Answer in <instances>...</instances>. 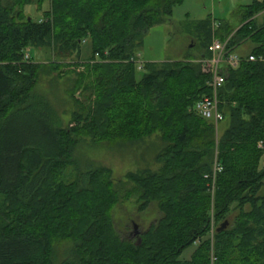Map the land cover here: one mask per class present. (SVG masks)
Segmentation results:
<instances>
[{"label": "trees", "instance_id": "trees-1", "mask_svg": "<svg viewBox=\"0 0 264 264\" xmlns=\"http://www.w3.org/2000/svg\"><path fill=\"white\" fill-rule=\"evenodd\" d=\"M33 1L48 5L39 20L24 15ZM183 1L0 0V195L12 215L10 222L0 213L9 223L0 228V264H55L58 240L72 245L60 264H264V20L256 22L264 0L237 8L232 20L196 24L194 44L203 50L194 60L141 64L144 38ZM214 40L227 42L229 52L252 45L218 92L221 123L228 121L219 139V125L194 111L212 96L203 61ZM85 43L91 56L82 61ZM32 50L49 52V65L36 63ZM53 74L74 76L67 129L37 92L40 77ZM156 134L160 169L126 180L137 212L156 203L161 218L132 242L114 224L121 196L127 201L130 193L117 190L104 168L66 183L68 153L84 140L130 146ZM211 210L213 244L180 260L210 235ZM231 215L230 228L221 224Z\"/></svg>", "mask_w": 264, "mask_h": 264}, {"label": "rangeland", "instance_id": "rangeland-1", "mask_svg": "<svg viewBox=\"0 0 264 264\" xmlns=\"http://www.w3.org/2000/svg\"><path fill=\"white\" fill-rule=\"evenodd\" d=\"M12 0H2L3 5H7ZM252 0H185L173 8L172 16L169 22L155 27L148 32L144 38L143 44L139 50L138 59L141 64H149L160 66L162 64L179 61L186 58L192 60L197 57L203 50L197 43L194 34V27L200 22L220 20H232L233 13L241 6L250 5ZM42 10L47 11L48 5L39 6L37 2L27 7L24 11L25 17H31L34 20L42 18ZM40 11V12H39ZM264 20V13L256 18V22L261 23ZM213 31L217 28V23H211ZM190 46L194 48L189 49ZM252 49V45L248 42L241 45L235 52L240 56H247ZM28 52V51H27ZM31 56L39 65H47L50 61L49 52L46 51H31ZM91 56V49L88 44H84L82 48L81 60L85 61ZM49 65V64H48ZM63 73L73 71V68H63ZM61 70V71H62ZM55 78L53 74L50 77L41 76L37 86V92L46 95L51 107L55 109L60 118L61 127L67 129L71 127L72 114L76 110L75 100L70 98L66 92L74 88V76H65ZM142 73H138L137 78H140ZM70 81V83L68 82ZM78 96V93H76ZM228 126V121L224 124H219L218 134L216 138H221L223 130ZM122 144H95L89 140L77 143L72 153H68V170L65 172L63 180L66 183H72L81 173L91 171L97 168L108 170L111 175V180L117 190H121L122 194L130 193L128 200L124 201L121 196V203L114 212V224L120 233L125 232L123 238H129L130 241L137 240L136 237L148 230L149 227L155 224L160 218L161 213L158 210L156 203H152L142 212H137V199L133 197V184L126 180L129 174H139L144 171L156 173L160 169V165L155 161L157 154L162 150L163 144L160 135L156 134L141 142L133 145L120 146ZM260 147V146H259ZM215 163V162H214ZM260 170H264V155L261 158ZM217 167H213V185L211 186V197L214 194V182L217 173ZM213 200V199H212ZM4 210V198L0 195V213ZM8 220L12 221V215L5 211ZM210 235L195 243L192 247L183 252L180 260L186 262L191 259L196 250L203 242L213 244L214 231V214L211 210L210 214ZM3 216L0 215V228L9 226L8 221L5 222ZM10 217V218H9ZM234 215H231L226 221L228 228L232 226ZM129 223V224H127ZM128 227V230H124ZM72 245L66 241L58 240L54 243L55 264L63 262ZM69 258V257H68Z\"/></svg>", "mask_w": 264, "mask_h": 264}, {"label": "built area", "instance_id": "built-area-1", "mask_svg": "<svg viewBox=\"0 0 264 264\" xmlns=\"http://www.w3.org/2000/svg\"><path fill=\"white\" fill-rule=\"evenodd\" d=\"M235 51H227V42L214 40L209 48L211 59L203 61L205 65L211 67L212 77L208 86L212 90V96L198 102L194 107V111L197 115L206 121L213 122L216 126L223 121V117L218 111V92L226 81L228 71L237 69L244 61V57L238 55ZM28 58L29 55L27 54L25 59L28 60ZM248 61L255 62V58L249 57ZM140 69L141 67H138V70Z\"/></svg>", "mask_w": 264, "mask_h": 264}, {"label": "water", "instance_id": "water-1", "mask_svg": "<svg viewBox=\"0 0 264 264\" xmlns=\"http://www.w3.org/2000/svg\"><path fill=\"white\" fill-rule=\"evenodd\" d=\"M192 46H190V48H191ZM225 226L226 225H223L221 228H220V230H223L224 228H225Z\"/></svg>", "mask_w": 264, "mask_h": 264}]
</instances>
